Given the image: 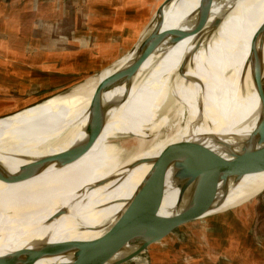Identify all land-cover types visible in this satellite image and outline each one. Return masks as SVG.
I'll return each mask as SVG.
<instances>
[{
  "label": "bare ground",
  "instance_id": "obj_1",
  "mask_svg": "<svg viewBox=\"0 0 264 264\" xmlns=\"http://www.w3.org/2000/svg\"><path fill=\"white\" fill-rule=\"evenodd\" d=\"M202 4L172 1L163 10L161 30L194 28ZM209 10L199 33L173 44L166 40L129 79L106 81L127 64L126 56L63 94L0 118V237L25 227L36 229L37 221L51 217L59 224L45 243L72 244L79 230L81 238L85 235L88 216V230L100 219L108 236L162 152L181 143H200L222 160L234 159L255 121L251 113L258 101L246 88L245 61L261 34L264 0H212ZM262 60L264 65V43ZM215 136L226 138L218 144ZM75 145L86 153L63 166L41 167L34 161ZM174 171L171 165L166 172L159 209L163 217L176 212V200L167 196L178 193L172 188ZM22 173L29 175L21 178ZM255 174L230 184L223 204ZM41 236L18 237L14 249L10 243L0 248V257L40 245Z\"/></svg>",
  "mask_w": 264,
  "mask_h": 264
},
{
  "label": "water",
  "instance_id": "obj_2",
  "mask_svg": "<svg viewBox=\"0 0 264 264\" xmlns=\"http://www.w3.org/2000/svg\"><path fill=\"white\" fill-rule=\"evenodd\" d=\"M172 1L174 0H164L160 4L146 30L128 53L127 64L116 68L106 81L118 80L122 77L129 79L166 40L169 44H173L183 38L195 36L204 28L208 21L212 0H203L201 6L203 11L192 30L177 29L163 32L161 30L163 10ZM263 32L264 24L261 26L260 33ZM260 37L255 49L248 53L245 61L249 66L248 87L255 92L258 101L257 109L251 113V117L255 116V121L251 132L242 143V148L234 155V159L222 160L200 143L178 144L173 149L162 152L154 161L151 170L145 175L140 187L128 202V207L119 224L116 225L115 232L108 235L107 241L100 245L102 250H89L86 246L78 244L43 243L29 250L0 257V264H34L43 259H54V264H61V261L68 259L70 261L67 264H126L138 258L151 245L163 240L181 226L232 209L215 212L225 201L230 184L237 183L247 173L264 170V89L262 84L264 37ZM225 138L215 136L214 142L219 144ZM86 151L85 147L75 145L54 156L37 158L34 161L41 167L51 164L63 166L76 160ZM171 165L175 170L172 180L178 189L176 212L163 217L159 215V209L166 172ZM27 175L29 173H22L20 177L24 178ZM126 243L130 244L129 250L115 257L114 255L122 248L120 245Z\"/></svg>",
  "mask_w": 264,
  "mask_h": 264
},
{
  "label": "rangeland",
  "instance_id": "obj_3",
  "mask_svg": "<svg viewBox=\"0 0 264 264\" xmlns=\"http://www.w3.org/2000/svg\"><path fill=\"white\" fill-rule=\"evenodd\" d=\"M59 1L61 2L59 6H57L58 9L64 4L65 0ZM163 1L155 0L154 7H159ZM67 2L69 3V0H66V3ZM26 3L27 7L12 6L11 9L9 6H7V8L0 6V20L3 21V23H0V31L16 30L17 28L18 30H28V34L24 39H7L2 37V33H0V79L3 80V76L5 80L0 83V118L16 114L42 103L51 96L63 94L85 83L89 79L97 77L105 70L103 68H101V70H87L79 75H74L68 80L59 79V87H52L53 89H51L49 86L43 84L45 81L39 80V82H37L38 76L37 73H35L36 75L33 74L34 70L25 69L26 67H21L18 63L12 64L15 62L14 60L11 63L12 66L8 67L7 60L9 58H6L8 56L4 54L5 47H31L30 50H26L30 52L34 47L40 44L38 42L43 41L38 39V31H62L63 29L69 30L73 28L72 22L74 20L66 16L65 18L57 19L56 15L61 12L53 11L50 2H46L45 6L42 7L43 9L40 10L43 17L39 21L35 19L37 15L36 11H39L38 1L27 0ZM149 7L150 6L147 7L146 15L149 12ZM61 8L65 10L68 9V6L65 4V7L62 6ZM6 10H9L11 18L9 21L6 18H2L3 13L6 14ZM69 12H73L71 8ZM20 18L21 20H28V22H17ZM144 31H142V33ZM206 34L209 35L208 31H206ZM66 41L67 40L58 39L60 46L66 44ZM76 42L79 46H84L86 44L88 47L95 44V41L90 38H86L85 40L79 39V41L76 40ZM2 44H4V46ZM122 45L123 44L119 46L122 47ZM131 49L132 47L129 48L127 53L124 52L115 56L114 61L108 60L106 69L113 68L120 60L128 55ZM17 56L18 55L15 57ZM107 57H109V55ZM34 69L36 70V68ZM5 75L9 76V78ZM24 77L29 80L25 82L23 79ZM60 77L63 76L60 75ZM14 80L21 84H14ZM9 81H11V85L6 84L9 83ZM262 84L264 89V78ZM248 86L249 85L246 83L247 91L249 90ZM40 89L47 91L43 92V94L41 93L42 95L40 94V97L34 98V100L26 101ZM261 172H264V170L258 171L259 174L253 175L250 184L239 193L229 198L215 212L232 209L181 226L163 240L151 245L138 258L126 264H264V173ZM51 219V217H43L41 220L37 221V231H35L36 229L34 228L26 227L25 229L1 237L0 243L2 244H0V248L3 246L4 249H7V243L12 244L10 240L15 238L13 243L15 242L16 244V242H19V239H17L18 237L25 236L26 234L29 235V233L41 234L42 238L40 244L48 242L50 236L54 232H57L56 230L59 224L55 222L54 219ZM89 222L90 218L88 216L86 219L87 226ZM46 227H50V229L46 230ZM114 232L115 231H108L107 233L110 235ZM78 233L80 236L83 234L82 230H79ZM106 238L107 235L105 231L99 230L92 232L87 229L86 234L80 240L77 238L72 244L83 245V247L86 246L89 250L96 249V251H100L102 248L96 247V244L98 242L107 241ZM97 246H99V244ZM120 246L122 248L119 249L117 256L126 253L129 250L130 244L126 243ZM51 264L54 263L52 262Z\"/></svg>",
  "mask_w": 264,
  "mask_h": 264
},
{
  "label": "crops",
  "instance_id": "obj_4",
  "mask_svg": "<svg viewBox=\"0 0 264 264\" xmlns=\"http://www.w3.org/2000/svg\"><path fill=\"white\" fill-rule=\"evenodd\" d=\"M26 1L0 0V6L3 8L9 6L10 9L12 6L27 7ZM35 1H38L39 7V11H36V20L39 21L43 17L40 10L43 9L42 7L45 6L46 2H50L53 11L61 12L56 15L57 19L65 18L66 16L74 20L72 22L73 28L69 30L63 29L62 31L40 30L38 31V39L45 41L38 42L40 44L34 47L32 51L29 52L31 47L17 46L18 48H12L9 46V48H4V54L8 56L6 58H9L7 60L8 67L12 66L11 63L14 60L15 62L12 64L18 63L19 66L26 67L25 69L34 70L33 74L36 75L35 73H37L38 76L37 82L39 80L45 81L43 84L51 89L59 87V79L68 80L74 75H79L87 70H101V68L106 70L108 60L114 61L115 56L124 52L127 53L129 48L134 46L158 8L157 6V8L154 7L155 0H69L68 4L65 0L64 4H62L64 7L65 4L68 6V9L65 10L61 8L62 6L59 9L57 8L61 2L59 0ZM148 6H150L149 12L146 15ZM70 8L73 11L72 13L69 12ZM9 10H6V14L3 13L2 17L8 21L11 19ZM17 22L27 23L28 20H21L20 18ZM0 23H3V21L0 20ZM0 33H2V37L7 39H24L28 34V30H18L17 28L16 30L0 31ZM86 38L93 39L95 44L88 47L86 44L79 46L76 42V40H85ZM58 39L67 40L66 44L60 46ZM4 44L2 45L4 46ZM121 44H123L122 47H120ZM27 49L29 50L26 51ZM16 55L18 56L15 57ZM108 55L109 57H107ZM60 75L63 77H60ZM6 77L9 78V76ZM2 79H0V83L5 81L3 76ZM23 79L25 82L29 80L25 77ZM16 83L19 82L14 80V84ZM6 84L11 85V81ZM46 91L40 89L26 101L34 100V98L40 97V94ZM167 196L177 200L178 193L170 191L167 192ZM101 224H104L103 221L97 219L89 231L102 230L100 229ZM25 228L13 230L8 234L2 235V237ZM86 229H88V226ZM77 238L81 239L79 233ZM14 245V243L10 244L9 248L14 249Z\"/></svg>",
  "mask_w": 264,
  "mask_h": 264
}]
</instances>
